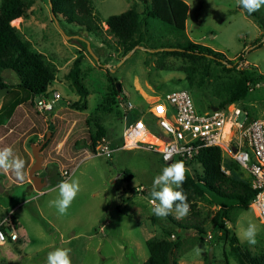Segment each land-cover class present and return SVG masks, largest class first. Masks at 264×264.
Wrapping results in <instances>:
<instances>
[{"label": "rangeland", "instance_id": "1", "mask_svg": "<svg viewBox=\"0 0 264 264\" xmlns=\"http://www.w3.org/2000/svg\"><path fill=\"white\" fill-rule=\"evenodd\" d=\"M23 1L30 2L21 17L23 23L17 19L11 24L54 67L55 80L48 90L59 91L61 100L55 103L52 111L40 116L34 109L37 95H31L32 106L30 101L24 104L28 117L22 122V115L15 113L12 117L14 124L20 122L13 129L17 134L27 131L20 138L21 148L28 149L31 142L43 141L50 131L41 150L43 168L38 171V174L48 176L49 183L42 193L31 190L33 196L26 195L22 186L0 187V203L6 200L4 196L11 194L7 214H11L20 234L18 241L0 245V264H46L48 253L57 248L71 249L72 264H142L149 257L147 239L166 237L174 240L177 236L182 241L175 251L178 264H239L229 244L232 235H236L241 246L251 252L264 248V222L250 205L224 203L205 193L195 200L186 217L176 219L175 213L170 214L171 220L157 217L150 203L153 180L171 163L164 162L158 153L142 148L118 149L107 158L94 156L93 150L85 146L91 142V137L96 144L106 141L116 145L120 142L124 120L115 100L118 93L142 107L148 100L187 89L195 108L203 112L218 106L226 88L241 71L255 76L257 82L251 84L247 95L236 102L247 108L253 117L264 118V6L254 17L245 14L238 0H183L187 12L188 7L190 11L188 30L196 43L220 51L225 60L236 61L235 67L226 70L220 61L162 53L164 49H160L159 44L184 40L185 36L158 17H144L141 44L123 55L113 38L109 39L108 46H101L96 37L77 24L68 23L62 17L55 20L47 0ZM142 1L92 0V4L99 19L105 20L109 15L131 7L141 13ZM152 3L153 0H148L149 5ZM102 27L105 30L107 25L102 23ZM86 40L100 64L88 51ZM80 54L83 55L80 76L88 91L84 110L71 106L79 99V94L68 77L74 59ZM205 64L208 65L207 73L203 71ZM0 74L8 85L14 86L0 99L20 98L23 90L17 88L18 76L8 69ZM116 83L121 86L118 93L113 92ZM108 97L113 98L111 111L102 112ZM94 113L98 115L97 119H94ZM31 119L36 123L29 128ZM2 124L0 117V132ZM27 135L31 139H26ZM13 137L14 132L7 139L13 142ZM224 159L227 164L231 161ZM228 166L225 169H230L231 177L248 178L240 168L230 167V162ZM62 167L67 169V175L57 173ZM190 168L202 172L196 162ZM128 173L131 177H126ZM73 179L79 181L80 192L67 213L60 215L49 203L58 198V189H53L62 180ZM138 186L143 189L136 191ZM219 209L227 212L228 220H223V227L217 226L214 220ZM172 221L197 222L205 234L199 235L193 228H179ZM249 223L257 225L255 244L243 238Z\"/></svg>", "mask_w": 264, "mask_h": 264}, {"label": "trees", "instance_id": "2", "mask_svg": "<svg viewBox=\"0 0 264 264\" xmlns=\"http://www.w3.org/2000/svg\"><path fill=\"white\" fill-rule=\"evenodd\" d=\"M47 2L51 4L52 13L57 20L62 17L68 23L77 24L87 33L96 37L101 42V46H108L109 39L113 38L123 55L128 54L135 46L141 44L144 37L141 27L146 22L144 17L151 16L158 17L167 24L174 26L179 35L183 34L185 36L184 40L159 44L161 48H175L169 51L164 49L162 53L181 54L191 59L205 58L220 61L226 70H230L228 65L236 66V61L225 60L226 57L220 51L193 42L185 35L187 8L183 0H153L151 5L148 4V0H144L142 1L141 13L136 8L131 7L119 14L109 15L105 20H100L94 12L92 0H47ZM28 5H30V2L26 4L23 0H2L1 2L0 72L5 69L12 70L19 79L17 87L31 96L48 92L49 86L55 80V69L45 60L42 53L33 49L32 44L22 37L19 29L11 24L18 17L25 15ZM245 14L256 16L255 12L249 14L246 10ZM102 23L107 25L105 30ZM82 59L83 55H77L68 72V77L79 94V99L73 101L71 106L84 110L87 108L88 91L80 76ZM207 69L208 65L205 64L204 73L208 72ZM256 82L255 76L241 71L240 76L226 88L225 96L218 106H224L227 103L244 98L251 89V84ZM5 86L13 87L4 81L0 74V87ZM113 92H119L116 86ZM111 102H113L112 97L106 98V104L102 106V112L111 111ZM93 117L97 119L98 115L94 113ZM95 144V139L91 137V142L85 146L93 150ZM221 159V150L218 147L205 148L197 154L195 162L201 166L202 172L199 173L195 168H189L186 173L187 178L182 185L183 191L187 194L190 207L193 206L195 200L205 193L213 195L224 203L236 202L243 207L250 205L253 190L250 188L247 179L240 180L231 177L221 168ZM229 162L230 167L231 165L238 167L233 161H228V164L225 161L226 168H229ZM123 172L126 173L127 171ZM126 177H131V174L128 173ZM168 218L171 220L170 215ZM227 218V212L224 209H219L214 217L215 224L223 227V220H228ZM177 224L179 228H193L199 235L205 234L204 229L197 222H178ZM145 243L149 251V257L142 264H178L175 251L182 243L180 236H177L174 240L166 237L149 238ZM229 244L239 264H264V248L257 252H251L241 246L236 235L231 236Z\"/></svg>", "mask_w": 264, "mask_h": 264}, {"label": "built area", "instance_id": "3", "mask_svg": "<svg viewBox=\"0 0 264 264\" xmlns=\"http://www.w3.org/2000/svg\"><path fill=\"white\" fill-rule=\"evenodd\" d=\"M59 100V91L48 90L37 95L36 110L45 116ZM115 100L124 120L122 138L116 145L98 142L93 149L94 156L110 158L118 149L142 148L158 153L166 163L183 161L189 169L200 150L218 147L221 168L226 173L229 170L225 169L224 158L236 163L248 176L247 181L253 190L250 206L264 222V118L253 117L236 101L200 112L187 89L166 93L147 101L142 107L125 100L120 93ZM130 112L134 114L129 118ZM146 117L151 119L149 123ZM232 145L236 147L235 151ZM165 156L170 159L165 160ZM61 173L67 175L68 171L64 169ZM142 189L143 186L135 188L136 191ZM18 239L17 226L7 214L0 220V245Z\"/></svg>", "mask_w": 264, "mask_h": 264}, {"label": "clouds", "instance_id": "4", "mask_svg": "<svg viewBox=\"0 0 264 264\" xmlns=\"http://www.w3.org/2000/svg\"><path fill=\"white\" fill-rule=\"evenodd\" d=\"M238 4L247 13L252 14L259 11L264 6V0H238ZM170 159L165 156V160ZM25 161L16 155L12 147L0 149V171L8 173L13 172L18 178L23 177ZM186 168L183 161H178L163 168L161 174L157 175L152 184L150 192V203L152 212L160 218H167L175 213L176 219L186 217L190 211L187 194L183 191L182 185L186 180ZM58 189V198L49 203L55 207L60 215L67 213L73 200L80 192V184L76 179L62 180L56 186ZM257 225L249 223L243 231V238L249 243H256ZM70 248H57L48 253L46 264H72Z\"/></svg>", "mask_w": 264, "mask_h": 264}, {"label": "crops", "instance_id": "5", "mask_svg": "<svg viewBox=\"0 0 264 264\" xmlns=\"http://www.w3.org/2000/svg\"><path fill=\"white\" fill-rule=\"evenodd\" d=\"M189 7H188V12H187V15L189 14ZM18 19L20 20V22L21 23H23L22 22V19H21V17H18ZM188 19H187V16H186V20H185V32H186V35L188 36V38L191 40V41H193V42H196L195 40H194V38L192 37V36H190V34H191V31H190V33H189V30H188ZM105 24V23H104ZM190 24V23H189ZM90 38H92V37H90ZM93 39V38H92ZM95 42H97V44H99L98 43V41H96L95 39H93ZM5 81V80H4ZM6 82V81H5ZM7 83V82H6ZM257 85V84H256ZM13 86V85H12ZM5 87H8V86H5ZM14 87V86H13ZM13 87L12 88H10L9 87V90L6 92V93H4V94H9L10 92H11V90L13 89ZM18 88V87H17ZM30 99H31V96L30 95H27L26 93H24L23 92V94L21 95V97L20 98H18V99H14V100H4L3 98H1L0 99V117L2 118V122H3V124H2V132H0V149H2V148H5V147H12L13 148V151H14V153H15V147H16V145H17V151H16V155H18V156H21L22 158H24V161H25V168H24V171H23V177L22 178H18L13 172H11V171H9L8 173H4V172H2V171H0V187H2V186H4V187H7V188H9V189H11L13 186H22L23 188H24V193L26 194V195H31V196H33V192H38V193H42L43 191H42V189L44 188H42L40 191H37L36 189H35V187L33 186V183H32V180L29 178V175H28V173H29V169H30V167H31V165L34 163V157H33V155H32V150H31V144L32 143H34V142H31L30 143V148H26L25 146H22V148L19 146L20 144H21V140H20V138H22V137H24V134L27 132V131H24V132H22V133H20V134H17L13 129L14 128H16L19 124H20V122H22L23 121V119H25L26 117H28V113L26 112L27 111V108H26V105H24L25 103L26 104H29L30 102ZM18 100V101H17ZM149 101V100H148ZM29 102V103H28ZM147 102V101H146ZM29 105H31L32 106V103H30ZM147 105V104H146ZM145 105V106H146ZM34 107H35V103H34ZM35 110H36V107L34 108ZM36 112L38 113V114H40V116H44V115H42L41 113H39L37 110H36ZM15 113H17V114H19V115H22V119H21V121L20 122H17V123H15L14 124V121L12 120V117H13V115L15 114ZM43 119L45 120V121H47V119H45V117H43ZM146 119V121L149 123L150 121H151V119L149 118V117H146L145 118ZM31 122H32V124H31V126L29 127V128H32L33 126H34V123H36V120L34 121L33 119H31ZM49 124V123H48ZM28 128V129H29ZM13 130V131H12ZM13 132H14V141L12 142V141H10L9 139H7V138H9L10 137V135H12L13 134ZM48 132H50V131H48ZM30 135H33L32 133L30 134ZM30 135H27L26 136V139H28V138H30L31 139V136ZM47 135V134H46ZM46 135H45V137H46ZM9 136V137H8ZM30 139H29V141H30ZM45 139V138H44ZM48 140V139H47ZM47 140H46V142H47ZM44 141V140H43ZM42 142V141H41ZM45 142V143H46ZM40 143V142H39ZM45 143H44V145H45ZM34 144H38V143H34ZM44 145H43V147H44ZM43 147H42V149H43ZM41 149V150H42ZM40 154H41V151H40ZM42 155V154H41ZM42 157H43V155H42ZM42 161H43V159H42ZM42 166H43V164H42ZM64 169H66V168H61V169H59L58 170V174L60 173V172H62ZM41 170V169H40ZM39 171V170H38ZM38 171L35 173V174H37V175H39V176H44V177H46V179H47V181H48V183H49V180H48V176H46V175H40V174H38ZM48 185V184H47ZM46 185V186H47ZM32 187V188H31ZM31 188V189H30ZM33 192H32V191ZM37 194V193H36ZM35 196V195H34ZM9 197H11V194L9 193L8 194V196H4V198L6 199H4L5 201H3V202H1L0 203V220L4 217V216H6L7 215V213H9ZM6 212V213H5ZM3 213H5V214H3ZM11 215V214H10ZM19 238H20V234H19ZM19 240V239H18ZM17 240V241H18ZM7 242H9V243H11V241H7ZM14 242V241H13ZM16 242V241H15ZM6 243V242H5Z\"/></svg>", "mask_w": 264, "mask_h": 264}, {"label": "water", "instance_id": "6", "mask_svg": "<svg viewBox=\"0 0 264 264\" xmlns=\"http://www.w3.org/2000/svg\"><path fill=\"white\" fill-rule=\"evenodd\" d=\"M50 8H51V4H50ZM52 16L54 17V14L52 13ZM54 19L56 20V18L54 17ZM86 43H87V49L88 51L93 55L94 59L97 61V63L100 64V61L98 59V57L92 52L91 50V47L89 45V42L88 40H86ZM137 46H135L131 51H133ZM141 47V46H140ZM160 49H175V48H160ZM130 51V52H131ZM228 66H231V65H228ZM116 89L117 91H120L121 90V86H120V83H116ZM9 90V87H0V97L6 93L7 91ZM211 109H217L216 106H212ZM49 134L50 132L47 133L44 141L38 143V144H34L32 143L31 144V150H32V155L34 157V163L31 165L30 169H29V178L32 180V183H33V186L35 187V189L37 191H40L43 187H45L47 184H48V181L46 179V177H42V176H39L37 174H35L38 170L42 169L43 166H42V155L40 154V151L44 145V143L46 142V140L48 139L49 137ZM232 150L235 151L236 150V147L234 145H232Z\"/></svg>", "mask_w": 264, "mask_h": 264}]
</instances>
